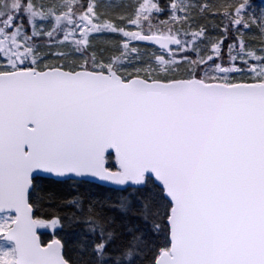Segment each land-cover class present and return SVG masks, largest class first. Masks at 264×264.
<instances>
[{"label": "snow or ice", "instance_id": "snow-or-ice-1", "mask_svg": "<svg viewBox=\"0 0 264 264\" xmlns=\"http://www.w3.org/2000/svg\"><path fill=\"white\" fill-rule=\"evenodd\" d=\"M0 264H264V0H0Z\"/></svg>", "mask_w": 264, "mask_h": 264}, {"label": "trees", "instance_id": "trees-1", "mask_svg": "<svg viewBox=\"0 0 264 264\" xmlns=\"http://www.w3.org/2000/svg\"><path fill=\"white\" fill-rule=\"evenodd\" d=\"M117 2H119V0H117ZM44 188H45V192H51V193H54L57 196H62V195H66L67 194L66 190L59 188L55 184H50L47 181L44 182ZM50 235L42 233V239L47 240V239L50 238Z\"/></svg>", "mask_w": 264, "mask_h": 264}, {"label": "rangeland", "instance_id": "rangeland-1", "mask_svg": "<svg viewBox=\"0 0 264 264\" xmlns=\"http://www.w3.org/2000/svg\"><path fill=\"white\" fill-rule=\"evenodd\" d=\"M41 233H45V234H48V235L51 234L50 230H41Z\"/></svg>", "mask_w": 264, "mask_h": 264}]
</instances>
